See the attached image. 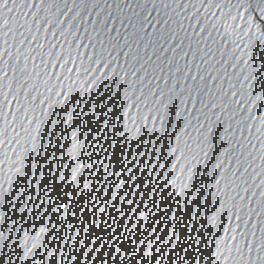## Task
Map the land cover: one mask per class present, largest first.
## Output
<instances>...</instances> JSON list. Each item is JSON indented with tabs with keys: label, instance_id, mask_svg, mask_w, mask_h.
Returning a JSON list of instances; mask_svg holds the SVG:
<instances>
[{
	"label": "water",
	"instance_id": "water-1",
	"mask_svg": "<svg viewBox=\"0 0 264 264\" xmlns=\"http://www.w3.org/2000/svg\"><path fill=\"white\" fill-rule=\"evenodd\" d=\"M0 264H264V0H0Z\"/></svg>",
	"mask_w": 264,
	"mask_h": 264
}]
</instances>
